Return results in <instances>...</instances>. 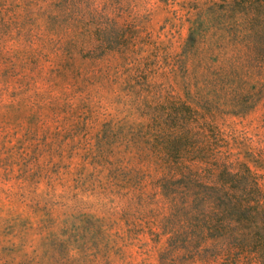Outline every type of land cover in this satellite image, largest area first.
<instances>
[{
  "label": "rangeland",
  "instance_id": "rangeland-1",
  "mask_svg": "<svg viewBox=\"0 0 264 264\" xmlns=\"http://www.w3.org/2000/svg\"><path fill=\"white\" fill-rule=\"evenodd\" d=\"M236 2L0 0V264H264V0Z\"/></svg>",
  "mask_w": 264,
  "mask_h": 264
},
{
  "label": "trees",
  "instance_id": "trees-1",
  "mask_svg": "<svg viewBox=\"0 0 264 264\" xmlns=\"http://www.w3.org/2000/svg\"><path fill=\"white\" fill-rule=\"evenodd\" d=\"M237 0H233V6H236L237 5V2H236ZM243 1H245V0H243ZM249 2L250 1H253V0H248ZM194 31L193 30H190V32H189V36H188V39H187V42H186V44H187V46H190L191 44H193L194 43ZM213 101V98H211L210 100H209V103H211ZM224 171H225V169H224ZM226 175L228 176L229 174H225L224 172H219V179L222 181V182H228L229 183V181H230V179L229 180H227V178H226ZM231 183V182H230ZM224 194H225V196H227V194H228V197H229V193H228V190H226L225 192H224ZM229 199H230V197H229ZM210 225V224H209ZM210 227V226H209Z\"/></svg>",
  "mask_w": 264,
  "mask_h": 264
}]
</instances>
